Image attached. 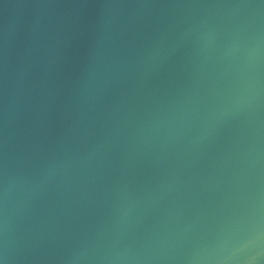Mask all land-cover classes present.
<instances>
[{
  "label": "water",
  "instance_id": "water-1",
  "mask_svg": "<svg viewBox=\"0 0 264 264\" xmlns=\"http://www.w3.org/2000/svg\"><path fill=\"white\" fill-rule=\"evenodd\" d=\"M0 264H264V0H0Z\"/></svg>",
  "mask_w": 264,
  "mask_h": 264
}]
</instances>
